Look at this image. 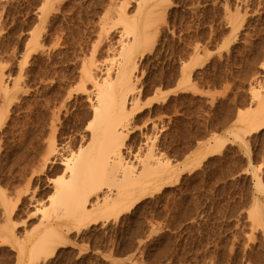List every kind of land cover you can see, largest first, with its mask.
<instances>
[{
	"label": "rangeland",
	"instance_id": "obj_1",
	"mask_svg": "<svg viewBox=\"0 0 264 264\" xmlns=\"http://www.w3.org/2000/svg\"><path fill=\"white\" fill-rule=\"evenodd\" d=\"M136 3L0 0V74L9 91L0 92V264H16L20 246L27 262L45 227L47 180L60 167L42 163L47 140L70 146L92 122L82 70L119 54V38L132 40L118 21L122 8L130 23L151 12L132 53L130 151L150 145L186 163L216 134L227 142L128 212L67 233L66 244L33 264H264V125L243 142L229 132L237 112L254 109V94L264 93V0H162L152 10ZM185 63L189 81L178 89Z\"/></svg>",
	"mask_w": 264,
	"mask_h": 264
},
{
	"label": "bare ground",
	"instance_id": "obj_2",
	"mask_svg": "<svg viewBox=\"0 0 264 264\" xmlns=\"http://www.w3.org/2000/svg\"><path fill=\"white\" fill-rule=\"evenodd\" d=\"M160 1L162 3V0H137L139 4H136L140 7L146 6L147 8H149L147 4H151L150 8L152 10L160 5ZM146 11L148 12V10ZM138 12L140 13V11ZM149 13L151 12L149 11ZM149 13H140L145 15H139V17L142 16L144 18V21L143 18L142 20L139 18L141 22L137 21L140 23V25H138L139 23L133 22L134 19H132L130 23L124 18L127 13L125 14V9L123 10L122 8V11L118 14V16L120 15V20L118 21H124L126 25L122 22L124 26L122 29H125L123 30L125 33H123L126 34V31L130 34L132 33V40H129V37H125L124 41L127 38L130 42L128 41L123 44L124 41L122 40V42V38H119L120 40L118 41L121 42L119 43L121 47L118 46L119 54L116 55L118 57L112 56L108 58V56V59H105L106 62L103 61V67L98 66L96 62L91 60L83 68L81 75L83 86H81L80 89L85 91L86 83L92 87L86 95V99L89 101L88 104L91 110L92 122H86L85 125H83L84 127H81V135L79 134L76 140H74V137V139H72L74 141H71V144L69 143L70 146L66 143L68 146L63 145L62 147H58V143L57 145L55 143L54 136L53 139L48 138L47 141L49 143H45L48 148H46L43 153L44 158H42V163L51 162V164H53L52 162L58 161L60 167L55 166V168L57 167L55 172H59V175L55 177L52 176L47 180L48 183L51 184L52 192L47 196V207L41 209V217L43 215L46 223L44 222L45 224L43 223L42 225L39 224L41 226L45 225V227H43L44 229L41 227L42 231L35 232L39 233L36 235L35 241L32 240L33 243L31 242L30 253L27 255L26 259L27 262H23V257L28 250L25 246L19 245L16 264H22V262L24 264H33L36 263L40 257L45 259L54 253L57 246L66 244V234L72 230L78 231L98 221H107L109 218L111 219V217L117 218L123 212H128L134 208L145 195H148L153 190V192H155L156 189H161L166 185H170L180 177V174L186 168H192L195 163L196 165L199 164L208 155L220 151L227 142V138L220 137L221 135H212V143L207 142L208 144L205 148H202L203 152L201 154L199 153L195 159L191 158L192 160L186 163V160L184 162L180 161L179 163V161L176 162L170 157L157 155L153 152L150 145L147 146L148 148H146V153L144 154L132 153L134 149L132 148L133 151L131 152V149L124 142L126 136L125 132L129 124V108L131 107L130 104L133 99H131V94L134 92L133 73L135 70V62L132 53L137 47V44H140V39H145L143 33L141 36L139 35L141 33L138 34V30L142 32L140 31L141 27L144 28L146 26L147 18L145 19V17H149ZM143 23L145 24L143 25ZM149 23H151V21L148 22V24ZM137 26L141 27L137 28ZM124 36L125 35L122 37ZM193 59L191 62L195 64L196 58L194 61ZM189 64L185 63L183 67L182 78L177 86L178 89L185 88V83L189 81L190 71L185 74V66H189ZM96 71H98V73L100 71V74L98 75ZM2 76L3 75L0 74V92L5 95V93H9V91L7 90L8 87ZM167 92L168 91H163L161 94L166 95ZM10 95H12V92ZM254 97L257 99L256 107L251 110H249L250 108L239 110L236 115L235 126L232 125L233 127H230L231 129L229 132L239 141L244 139L243 136L245 134L256 131L264 125V93L262 96L256 93ZM136 110L138 111L139 108L135 109V111ZM78 127L80 128V126ZM50 135L49 137H51ZM63 143L64 142L61 144ZM59 151L63 152V154H59ZM51 164L49 163V165ZM43 168L41 167V169ZM258 181L260 182L257 177V183H259ZM261 189L263 188L261 187ZM255 212H257V210ZM52 217H54L53 220H48V218L52 219ZM43 220H41V222ZM259 220L260 218L258 221ZM33 235H31L32 238ZM27 239L29 240L28 237ZM59 263L61 262L59 261Z\"/></svg>",
	"mask_w": 264,
	"mask_h": 264
}]
</instances>
